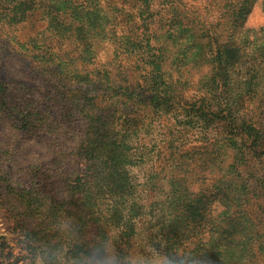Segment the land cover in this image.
<instances>
[{
    "label": "rangeland",
    "instance_id": "374dc122",
    "mask_svg": "<svg viewBox=\"0 0 264 264\" xmlns=\"http://www.w3.org/2000/svg\"><path fill=\"white\" fill-rule=\"evenodd\" d=\"M0 264H264V0H0Z\"/></svg>",
    "mask_w": 264,
    "mask_h": 264
}]
</instances>
